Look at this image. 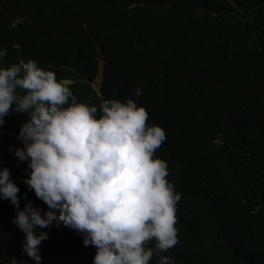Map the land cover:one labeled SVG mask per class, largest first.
<instances>
[{"label": "trees", "instance_id": "1", "mask_svg": "<svg viewBox=\"0 0 264 264\" xmlns=\"http://www.w3.org/2000/svg\"><path fill=\"white\" fill-rule=\"evenodd\" d=\"M17 16L32 22L10 29ZM0 49L8 53L0 67L35 60L70 80L98 116L104 99L132 98L148 125L164 129L154 158L167 162L180 199L178 243L160 255L176 264H264V0H0ZM101 71L102 96L92 87ZM27 119L10 112L0 126V168L19 186L21 208L31 201L47 210L14 154ZM16 212L0 199V264H35ZM39 230L49 234L41 264H92L97 249L76 230Z\"/></svg>", "mask_w": 264, "mask_h": 264}, {"label": "clouds", "instance_id": "2", "mask_svg": "<svg viewBox=\"0 0 264 264\" xmlns=\"http://www.w3.org/2000/svg\"><path fill=\"white\" fill-rule=\"evenodd\" d=\"M26 22L28 16H17L9 28ZM7 54L0 49V61ZM71 83L32 59L0 67V126L10 112L28 115L17 136L23 147L14 154L30 169L24 182L48 206L27 201L21 208L19 186L8 167L0 168V199L17 209L12 222L25 233L23 252L41 264L39 246L49 234L39 229L62 223L96 247L92 264H150L154 255L158 264H176L160 255L178 243L180 199L166 179L167 162L154 158L164 129L148 125V112L132 98L104 99L98 116L96 105L78 101ZM141 94L137 87L135 97ZM153 239L155 248L146 247ZM9 264L21 261L12 257Z\"/></svg>", "mask_w": 264, "mask_h": 264}, {"label": "water", "instance_id": "3", "mask_svg": "<svg viewBox=\"0 0 264 264\" xmlns=\"http://www.w3.org/2000/svg\"><path fill=\"white\" fill-rule=\"evenodd\" d=\"M104 65H105V61H104ZM104 65H103V69H104ZM103 69H102V70H103ZM101 74H102V71H101ZM97 77H98V75H97ZM97 77H96L95 80L92 82V87L97 91V93H99V95L102 96V93H101V87H102V84H103V74H102L101 86H100L99 89H96V88L94 87V85H93V83L96 81Z\"/></svg>", "mask_w": 264, "mask_h": 264}, {"label": "rangeland", "instance_id": "4", "mask_svg": "<svg viewBox=\"0 0 264 264\" xmlns=\"http://www.w3.org/2000/svg\"><path fill=\"white\" fill-rule=\"evenodd\" d=\"M102 60L104 61V59H103L102 57H100V58H99V64H100V62H101ZM95 82H96V81H95ZM95 82H94V83H95ZM94 83H93V85H94ZM94 87H95V85H94ZM95 88H96V87H95Z\"/></svg>", "mask_w": 264, "mask_h": 264}]
</instances>
